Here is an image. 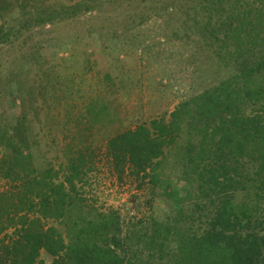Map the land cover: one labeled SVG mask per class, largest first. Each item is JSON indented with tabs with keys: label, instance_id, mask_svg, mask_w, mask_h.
<instances>
[{
	"label": "trees",
	"instance_id": "1",
	"mask_svg": "<svg viewBox=\"0 0 264 264\" xmlns=\"http://www.w3.org/2000/svg\"><path fill=\"white\" fill-rule=\"evenodd\" d=\"M43 1L0 0V54L30 27L54 28L91 13L92 2L120 0ZM154 1L145 3L156 17L165 2L171 19L187 15L174 35L200 39L208 62L199 74L213 67L216 83L179 104L170 121L116 135L106 151L119 181L147 183L154 195L179 190L174 212L124 224L119 212L92 206L80 151L59 170L38 168L30 117L38 119L42 87L30 66L42 54L34 52L6 83L17 113L0 109V181L8 186L0 193V264H264V0ZM105 105L87 107L93 126Z\"/></svg>",
	"mask_w": 264,
	"mask_h": 264
},
{
	"label": "rangeland",
	"instance_id": "2",
	"mask_svg": "<svg viewBox=\"0 0 264 264\" xmlns=\"http://www.w3.org/2000/svg\"><path fill=\"white\" fill-rule=\"evenodd\" d=\"M82 2L91 3L43 1L52 7ZM151 5L145 0L92 2L91 13L81 10L54 28L30 27L0 54V109L11 118L17 110L6 83L14 81L22 63L33 62L32 53L42 54L41 62L30 66V78L42 87L34 105L38 119L33 112L30 117L39 142L34 150L38 168L59 170L70 155L82 152L91 169L84 197L99 210L119 212L124 224L164 220L174 212L180 192L154 195L147 183L129 177L119 181L107 157L108 141L155 119L170 121L179 104L213 86L217 77L213 67L207 77L199 74L208 62L199 38L174 35L187 15L171 19L165 2L156 17ZM96 101L107 110L93 126L87 107ZM7 188L0 181V193Z\"/></svg>",
	"mask_w": 264,
	"mask_h": 264
},
{
	"label": "built area",
	"instance_id": "3",
	"mask_svg": "<svg viewBox=\"0 0 264 264\" xmlns=\"http://www.w3.org/2000/svg\"><path fill=\"white\" fill-rule=\"evenodd\" d=\"M131 215H132V216H134V215H135V213H132Z\"/></svg>",
	"mask_w": 264,
	"mask_h": 264
}]
</instances>
